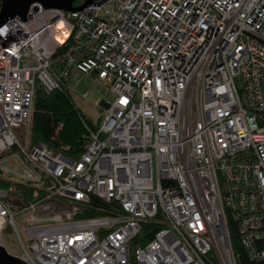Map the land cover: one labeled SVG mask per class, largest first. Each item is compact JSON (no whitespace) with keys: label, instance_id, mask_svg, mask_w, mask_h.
<instances>
[{"label":"built area","instance_id":"2783aa9c","mask_svg":"<svg viewBox=\"0 0 264 264\" xmlns=\"http://www.w3.org/2000/svg\"><path fill=\"white\" fill-rule=\"evenodd\" d=\"M73 69L115 95L75 158L30 140L36 89L69 90ZM0 176L51 182L25 204L0 187V244L29 264H264V0L36 2L9 19ZM93 196L112 213L74 218Z\"/></svg>","mask_w":264,"mask_h":264},{"label":"trees","instance_id":"16d2710c","mask_svg":"<svg viewBox=\"0 0 264 264\" xmlns=\"http://www.w3.org/2000/svg\"><path fill=\"white\" fill-rule=\"evenodd\" d=\"M83 1L75 0L74 5L79 6ZM100 121L101 118L93 121L74 104L70 90L55 89L46 93L42 88H37L32 105L30 140L32 143L42 141L55 151H63L75 158L85 152L89 144L90 132L97 129ZM50 184V181L41 185L30 182H8L0 176V187L8 188L12 197H15V202L21 204L29 203L42 196ZM111 213L110 204L93 196L89 203L81 205V210L75 214L74 218L98 217ZM162 224L161 214L144 223L140 234L133 239L131 247L144 246ZM231 234L235 247L241 251L235 226H231Z\"/></svg>","mask_w":264,"mask_h":264},{"label":"rangeland","instance_id":"374dc122","mask_svg":"<svg viewBox=\"0 0 264 264\" xmlns=\"http://www.w3.org/2000/svg\"><path fill=\"white\" fill-rule=\"evenodd\" d=\"M112 3H108L107 7H111ZM66 83L69 87L72 101L78 106L89 118L97 121L104 116L106 112V104L112 103L115 95L108 86L101 80L87 74L72 70L67 77ZM50 223L42 221L41 224ZM19 231L23 239H25L24 222L21 218H17ZM9 234H5L3 238L4 246L9 253L19 255V247L11 240Z\"/></svg>","mask_w":264,"mask_h":264},{"label":"water","instance_id":"95a60500","mask_svg":"<svg viewBox=\"0 0 264 264\" xmlns=\"http://www.w3.org/2000/svg\"><path fill=\"white\" fill-rule=\"evenodd\" d=\"M95 0H84L79 6L74 5L75 0H1L0 8V27L9 19L19 16L27 20L28 12L32 4L38 2L44 8H59L66 11L81 10L89 4L99 5L104 0L94 2ZM6 232H11L9 228ZM0 264H29L20 257L11 254L0 244Z\"/></svg>","mask_w":264,"mask_h":264}]
</instances>
